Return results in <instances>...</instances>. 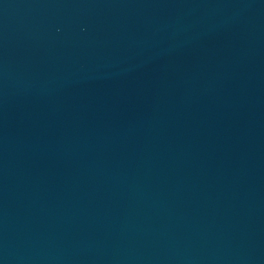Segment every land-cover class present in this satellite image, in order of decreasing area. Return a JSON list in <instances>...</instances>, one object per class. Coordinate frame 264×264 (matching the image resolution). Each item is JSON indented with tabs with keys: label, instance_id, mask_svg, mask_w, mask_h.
Listing matches in <instances>:
<instances>
[{
	"label": "water",
	"instance_id": "95a60500",
	"mask_svg": "<svg viewBox=\"0 0 264 264\" xmlns=\"http://www.w3.org/2000/svg\"><path fill=\"white\" fill-rule=\"evenodd\" d=\"M0 264H264V0H0Z\"/></svg>",
	"mask_w": 264,
	"mask_h": 264
}]
</instances>
